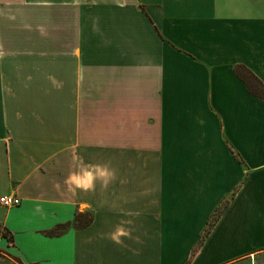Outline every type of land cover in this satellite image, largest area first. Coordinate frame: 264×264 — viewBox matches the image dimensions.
Here are the masks:
<instances>
[{
    "label": "crops",
    "instance_id": "crops-1",
    "mask_svg": "<svg viewBox=\"0 0 264 264\" xmlns=\"http://www.w3.org/2000/svg\"><path fill=\"white\" fill-rule=\"evenodd\" d=\"M237 67L264 84V0H0V197L21 201L0 264H264V98ZM97 164L107 184L70 190Z\"/></svg>",
    "mask_w": 264,
    "mask_h": 264
},
{
    "label": "clouds",
    "instance_id": "clouds-1",
    "mask_svg": "<svg viewBox=\"0 0 264 264\" xmlns=\"http://www.w3.org/2000/svg\"><path fill=\"white\" fill-rule=\"evenodd\" d=\"M112 176L113 173L107 165H83L77 171L70 173L65 183L70 187V190L80 189L87 191L92 189L98 180L107 184ZM83 207L85 206H82V210ZM127 235L128 231L123 227V224L117 225L110 233L111 239L116 243H120V238Z\"/></svg>",
    "mask_w": 264,
    "mask_h": 264
},
{
    "label": "trees",
    "instance_id": "trees-1",
    "mask_svg": "<svg viewBox=\"0 0 264 264\" xmlns=\"http://www.w3.org/2000/svg\"><path fill=\"white\" fill-rule=\"evenodd\" d=\"M236 73L245 82L246 86L248 87V89L254 96L260 99L264 98V84L251 71H249L248 69L244 67H237ZM220 211H221V208L219 209L218 213H220ZM82 217L83 215L77 216L76 218V221H78L80 225H82V223L80 222ZM214 221H215V218L212 222ZM90 222H91V218L88 220H85L84 225L87 226ZM1 233L4 236L7 235V233L4 230H1Z\"/></svg>",
    "mask_w": 264,
    "mask_h": 264
},
{
    "label": "built area",
    "instance_id": "built-area-1",
    "mask_svg": "<svg viewBox=\"0 0 264 264\" xmlns=\"http://www.w3.org/2000/svg\"><path fill=\"white\" fill-rule=\"evenodd\" d=\"M20 203V199L15 195H4L0 197V205L6 208L19 206Z\"/></svg>",
    "mask_w": 264,
    "mask_h": 264
},
{
    "label": "rangeland",
    "instance_id": "rangeland-1",
    "mask_svg": "<svg viewBox=\"0 0 264 264\" xmlns=\"http://www.w3.org/2000/svg\"><path fill=\"white\" fill-rule=\"evenodd\" d=\"M85 220H87L86 217L83 219V222H85ZM77 225H78V224H77Z\"/></svg>",
    "mask_w": 264,
    "mask_h": 264
}]
</instances>
